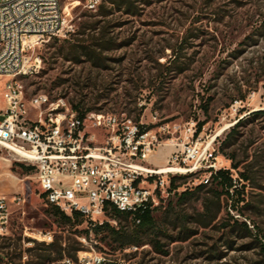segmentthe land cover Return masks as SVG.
<instances>
[{
	"label": "rangeland",
	"instance_id": "1",
	"mask_svg": "<svg viewBox=\"0 0 264 264\" xmlns=\"http://www.w3.org/2000/svg\"><path fill=\"white\" fill-rule=\"evenodd\" d=\"M133 1V13L109 7L102 17L85 7L86 0H60L73 31L36 48L41 67L21 79L26 97L42 92L150 127L191 125L195 132L203 122L192 140L214 148L237 192L217 197L220 189L203 182V169L172 171L185 178L153 213V229L139 234L140 245L119 247L111 239L101 242L105 232L86 238L84 223L65 226L56 219L40 197L34 170L23 171L14 153L0 148V195L24 197L13 207L9 235L0 237V264H60L76 248L115 264H264L256 247V241L264 245V0ZM96 44L104 46L95 51L96 63L72 57L73 50ZM255 111L262 114L252 116ZM174 136V144L148 157L153 167L168 169L170 152L184 141L179 131ZM199 184L205 187L195 190ZM185 190L190 195L179 200ZM120 225L137 228L129 219ZM40 230L53 235V247L33 238ZM48 254L56 259L43 263Z\"/></svg>",
	"mask_w": 264,
	"mask_h": 264
},
{
	"label": "built area",
	"instance_id": "2",
	"mask_svg": "<svg viewBox=\"0 0 264 264\" xmlns=\"http://www.w3.org/2000/svg\"><path fill=\"white\" fill-rule=\"evenodd\" d=\"M100 2L86 0L85 7L95 10ZM72 31L60 0H0V80L4 79L0 148L11 149L25 166L33 167L46 205L66 215L80 213L93 224L109 222L106 214L111 208L130 216L158 208L174 191H169V185L176 173H158L148 157L162 144H174L177 131L184 141L170 152L168 168L189 173L203 169L204 183L223 169L213 147L201 149L193 142L191 125L160 124L146 129L141 121L102 112H88L81 119L61 98L50 100L42 92L27 98L21 79L41 67L36 48ZM23 202L21 195H0V237L9 235L13 207ZM139 221L135 219L136 224ZM33 238L46 244L53 241L49 231H37ZM106 261L101 253L80 250L74 258L64 256L60 264Z\"/></svg>",
	"mask_w": 264,
	"mask_h": 264
},
{
	"label": "trees",
	"instance_id": "3",
	"mask_svg": "<svg viewBox=\"0 0 264 264\" xmlns=\"http://www.w3.org/2000/svg\"><path fill=\"white\" fill-rule=\"evenodd\" d=\"M133 0H101V2L97 5L96 8V15L106 17L111 12L109 7L111 9H116L117 11H124L125 13H133ZM109 43V42H108ZM100 44H96L94 47L96 48H89V47H80L77 50H73V58L76 56V59H78L80 56L85 57L86 61L96 63L95 60H98L97 54L95 53L96 49L102 48L104 49V46ZM75 53V54H74ZM71 107L77 112L79 118H83L86 113L90 112V110H82L79 108L76 104H71ZM206 108V107H204ZM262 114V111H255L252 112V116H257ZM203 125V122L197 123L194 135H197L201 131V127ZM150 128V126H146V129ZM233 129L230 130V132L227 134L225 139L221 142V148L220 151H223V145H226L227 142H229L230 138L232 137ZM18 165L23 171H29L33 170L32 166H24L21 164H15ZM236 168V166H233ZM240 179L243 181L247 180V177L240 173L239 174ZM185 176H173L170 179V185H169V191L176 190L178 185L176 182L179 179H184ZM210 182L215 184L216 187L220 189V192L217 194V197H220L221 195H224L226 198H232L233 194L237 192V187L234 186L232 175L229 172V170L226 169H219L210 177ZM205 187L203 184L197 185L194 189L195 190H201ZM190 195V192L188 190H185L181 192L178 195L179 200H183L187 198V196ZM40 197L45 198L44 193H40ZM53 215L56 219H58L60 222H62L65 226L71 225V226H79L83 223L85 224V229L81 231V234H83L86 238L89 235V232L94 233L95 235H98L100 232H105V237L102 238L101 242H106V239H111L112 242H115L118 244L119 247H125L130 245H140V237L139 234L142 232H145L147 230L153 229L154 225V216L153 213L159 209H145L144 211H136L133 216H130L129 214L122 213L117 211L115 208H111L106 216L108 220L115 221L117 224L116 226H112L108 221H104L102 224H93L92 222L88 221L83 215L77 212H73L71 215H66L63 212H61L58 208L54 206H49ZM129 219L131 222H133L134 225H136L137 228L133 230H127L124 226L120 225V221ZM135 219H139V223H135ZM234 224L237 225V221H234ZM239 227H241L245 233L249 234L250 230L245 222H240L238 224ZM55 242H51L49 244H46L48 247H53ZM257 246L259 247L261 251V255L264 257V245L261 244L259 241H256ZM152 245L157 248L158 242L155 241L152 243ZM159 248V247H158ZM80 251L79 248L74 249L73 254L71 255L72 258L76 256V253ZM62 253L60 252L57 256V258H61ZM56 258H53L51 254H48L42 261L43 263L51 262ZM42 264V263H41ZM102 264H115L113 262L106 261Z\"/></svg>",
	"mask_w": 264,
	"mask_h": 264
},
{
	"label": "bare ground",
	"instance_id": "4",
	"mask_svg": "<svg viewBox=\"0 0 264 264\" xmlns=\"http://www.w3.org/2000/svg\"><path fill=\"white\" fill-rule=\"evenodd\" d=\"M10 151H11V149H10ZM157 170H158V171H157L158 173H164V172H168V171H170V172L173 171V172H174L175 170H176V171H179V172L184 171V173L187 172V171H185V170H180V169H178V168H174V169H170V168H168V169H163V168H160V169H157ZM176 171H175V172H176Z\"/></svg>",
	"mask_w": 264,
	"mask_h": 264
}]
</instances>
